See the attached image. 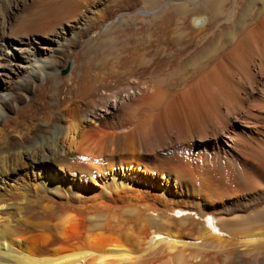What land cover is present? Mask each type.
Returning a JSON list of instances; mask_svg holds the SVG:
<instances>
[{"label": "bare ground", "instance_id": "bare-ground-1", "mask_svg": "<svg viewBox=\"0 0 264 264\" xmlns=\"http://www.w3.org/2000/svg\"><path fill=\"white\" fill-rule=\"evenodd\" d=\"M46 1L43 10L16 31L40 32L68 18V26L74 25L89 33L91 24L88 21L90 17L93 20V16L90 10L87 14L83 9L91 0ZM158 1L117 0L115 5L131 10L136 8L137 2L148 8L156 3L158 6L162 0ZM230 1L229 12L225 13L228 27L219 28L210 22L204 28L191 30L187 25L185 32L181 30L184 27L173 31L162 26L171 21L169 15L162 16L165 11L162 10L155 27L144 30L142 25L135 24L136 15L125 16L123 21L128 24H124L134 34L131 37L138 35L145 39L146 33L145 40L153 39L162 46L153 51L150 59L153 66L148 72L144 71L147 76H143L146 75L143 70L140 77L129 76L130 79L121 83L120 90L107 80L108 71L115 72L111 73L116 77V70L121 68L108 67V60L103 59L111 54L114 56V50L118 51L107 29L109 32L100 31L93 46L89 44L90 49L103 51L100 62L107 64L103 62L96 72L94 66L89 69L85 62L92 64L95 60L96 63L97 57L77 61L72 73L64 79L66 84L58 103L48 105L52 103L46 100L48 103L41 104L45 107L42 111L29 106L15 116L4 111L7 101L27 91L29 84L15 83L11 91L5 93L6 97L0 95V264H222L212 252L201 249L204 243L219 246L224 255L234 258L224 264H236V257L241 256L239 253H247L250 248L264 244V230L261 229L226 232L229 240L205 226L198 227V220H189L194 217L172 215L176 207H170L165 196L168 174L153 177L148 176L145 168H137L142 157L140 149L145 152H152L155 147L160 149L159 143L153 144L152 138L164 131L162 120L170 105L169 96L173 94L184 98L186 107L193 110V126L208 122L232 144L238 140L224 134V129L230 119L241 120L243 114H250V108L244 105L246 97L264 75V0ZM202 4L213 15L217 14L211 0H202ZM183 5L176 7L181 15ZM234 10L237 18L231 20ZM234 23L237 27L231 28ZM74 33L62 27L48 33L45 37L51 48L40 51L33 47L38 57L27 48L33 57L20 56L30 65L29 69H24L25 76L34 80L39 71L38 80L45 76L56 84L61 83L53 64L59 56L60 40H67V35ZM8 44L13 47L25 41L9 37ZM132 50L129 52L135 54L136 50ZM126 65L124 71L130 75L134 70L132 65L129 66L132 70L125 68ZM106 69L110 70L103 74ZM132 95H137L135 103L121 106L123 98ZM259 107L264 114V105ZM103 113L116 116V122L111 121L112 130L102 139L91 140L85 136L88 116L93 117L92 123L99 127L107 122L102 118ZM202 129L199 138L205 137ZM117 130L122 131L117 133ZM252 150L249 149L251 153ZM66 173L70 176L68 182L64 179ZM194 177L191 186L197 184L200 196L207 202L221 200L229 191H242L237 175L232 176L236 185L229 191L219 175L200 172ZM254 258L257 262V257ZM258 258L264 262V256Z\"/></svg>", "mask_w": 264, "mask_h": 264}, {"label": "rangeland", "instance_id": "rangeland-1", "mask_svg": "<svg viewBox=\"0 0 264 264\" xmlns=\"http://www.w3.org/2000/svg\"><path fill=\"white\" fill-rule=\"evenodd\" d=\"M45 1L46 0H0V92H2L0 95L2 97H6L5 93L10 92L11 85H14L15 83L23 81L29 84V88L26 89L27 91L23 90L21 92V95L17 96L18 98L16 97L8 101L6 100L7 105L5 106L6 108L4 107V111L8 112L9 115L14 114L15 116H19V110L28 109L29 106H32L33 109L42 111V109L45 108L43 105H41L42 102L45 104L51 102L52 104L48 103V105H53L54 103L59 101V99L61 100V93L66 84L65 80L67 76L72 73L77 61H81L82 59L92 60L97 57L96 63H94V60L92 64H86L85 62V65L89 69L94 66L93 71L96 70V72H98L103 65V62H105H100L104 54L101 49H90L89 44L90 46L94 45L93 41L99 38L101 30L108 31L110 29V35L114 38V41H116V49H118V51L114 50V56L111 54L110 56H107L108 58L106 57L103 59L108 60V67H110V65H112L111 68H114L113 66H116L118 68L121 67L119 70L115 69L116 71H118L116 72L118 77L117 75L116 77H112V75H114L113 73L115 72L111 71L110 69H106V71L103 72V74H105L108 70H110L107 74L109 75L107 76L108 82L111 85L115 86L118 90H120L122 89L121 83L127 79H130L131 77L129 76H132L133 78L137 77L138 75L141 76L143 74H146L143 76H147V73L145 72H148L153 66L150 60L151 55L155 49L160 50L162 45L158 44L153 39H151V41L150 39L145 40L147 38L145 32V36L142 35L143 37H145V39H141L142 37L140 38V36L138 35V39L137 37H131L132 35L134 36V34H131L128 30L130 28L126 27L128 26V22L125 21L127 22L125 26V22L123 21L127 16L136 15L135 17L138 20L135 19V24L139 23L137 25H142V27H144V30L149 28V30H152L155 27V22L160 19V16L163 13L162 10L166 11H164L162 16L169 15L171 17V21H169V24H167V22L162 26L165 28H171V30L174 29L173 31H177L178 27L179 29H181V27H184V29H181L184 31L187 25L190 29H197L198 27L204 28L210 22H212L219 28L228 27V24H226L227 22H225L227 21L225 15L227 14L226 12L228 11L229 5L232 2L230 0H211V5L217 10V14L213 15L208 9H205L204 4H202V0H180L181 2H179V0H162L164 1V3L159 0L164 7H162V5H159L160 3H158L157 6L156 3V5H152L153 7L149 6L151 8H147L144 5L142 6L141 2H137V9L134 7V11L133 9L126 10L121 5L120 7L115 5V2L117 0H91L90 4L88 3L87 5L88 7L85 6V8L83 9L86 10L84 11L86 13L90 10V15L93 16V20L90 17L88 21L91 24L90 28L88 29L89 33H84L83 30H80L74 25H72V27L68 26L69 23L68 21H66L68 20V18H63L58 26L53 27L52 29L44 31L42 30L40 32L32 29L26 30L25 33L16 31L21 25L25 24L28 20H31L37 14H39L41 12V9L43 10L44 6L47 4V1ZM235 3L236 2H234L233 4ZM164 4L166 5V7ZM180 4H184V9L182 6V12L185 13L184 10L186 11L183 17V13L181 15L176 11V7H181ZM201 4L204 7H201ZM195 8L197 9V11L199 9V11L195 12ZM193 9L195 11H193ZM236 10H234L235 12L233 11L232 16L230 14L231 20H235L237 18ZM190 11L194 12L195 14L189 13ZM231 12L232 11H230V13ZM187 15H189V19L186 18ZM185 20L187 21L185 22ZM172 21L174 22L173 24ZM180 23L182 24V26ZM231 26V28L237 27L235 23ZM61 27L65 31H69L70 29L75 32L74 35L72 34V36H70L71 34L67 35L69 39L60 40L59 45L61 44L62 46H59L60 51L57 50V54L59 56L56 57L57 62L53 64V67H57L56 77L59 80L61 79V83L56 84L53 79H45V76L43 78L40 77L41 79L38 80L37 76L39 77V71L36 72L35 70L34 71L37 74L34 73L36 75L34 80L32 78L28 79L24 74V69L25 67L29 69L28 67H30V65L24 59H21L20 56L27 55L28 57H33L31 56V54H28V49L31 52L34 49L33 47H36L40 51L43 50L42 48H47L50 50L51 44L45 36L51 34L55 30L58 31V29H61ZM190 29H187L186 31H190ZM5 36H7L8 38ZM9 37L10 39L22 38L24 39L25 44H18L17 46L11 47L8 44ZM133 41L134 43H132ZM129 42L131 44H129ZM118 45L120 47L122 46L121 49H119L120 47ZM132 47L135 48H133L134 51L132 50ZM131 50L132 52H135L136 50L135 54L133 53L135 56L131 52H129ZM33 52L35 53V56H39L38 53H36L35 51ZM125 61H127V65L130 63L129 66L132 65V68L134 70L133 73L132 71H130V75H127V72L124 71L126 70L123 68V66L126 65ZM130 61L132 63L134 62L135 65L134 63L131 64ZM113 63H115V65ZM122 63L124 64L121 65ZM17 65H20L23 68H17ZM129 66L125 68H129V70H132V68ZM144 66L146 67L144 68ZM142 68H144L145 70ZM36 70H38V68H36ZM141 70H143V74ZM257 82L258 83L254 85L255 90L252 91V93H249V95L246 97L247 101L244 104L245 106L250 108V114H245L247 116H244L243 114V119L241 120L230 119L231 121L227 122L226 128L224 129V134L228 133L237 137L238 140L233 141V144L232 142L228 141V139L225 138L223 134H221V132L215 130L208 122H206L204 125L197 126L196 124L195 126H193L192 120L194 119L195 121L193 110L186 107L184 98H180L179 96L176 97V94H173L169 96L171 99L170 105L167 111H165L162 120V131H164L161 132L160 136L157 135V137L155 136L152 138L153 144L159 143L160 149L154 146L155 149L153 148L154 150H152V152L154 153L145 152L144 150L140 149L139 152L141 153L142 157L139 159V161L137 160L138 170L145 168L148 172V176L164 177L168 174L170 179L168 181V185L165 186V184L164 186L166 187L165 196L167 197V203L170 207H176L175 213H173L172 215L179 218L194 217L189 220H198L200 222L198 224V227L205 226V228L211 229L213 233H218L223 238H228L229 240L231 239L226 236V232L231 233L236 231L241 232L256 229L264 230V174H262V172L264 173V153H262L264 151V114L260 113L262 108L259 107L261 105H264V75L260 77ZM136 98L137 95L123 98L121 106L135 103ZM173 99L174 101H172ZM13 100H16V102H13ZM78 109L82 111L80 107H78ZM97 113H99V111H97ZM248 115H250V117H248ZM102 118L103 120H105V122L107 121L106 124L95 127V125L92 123V120H94V118L88 116V121L86 123V130L88 131L85 133V136L89 137L91 140L93 139L97 141L99 139H102L107 132L109 133V131L112 130L111 121L116 122V116H109L108 114L103 113ZM1 125L2 123L0 121V126ZM200 128H203L202 130L205 131V137H198ZM121 131L122 130H117V133H120ZM260 144H262V146ZM249 149L250 151L252 150V153L249 151ZM254 149H256V151ZM134 156L132 159L135 158ZM144 157H146L147 159H144ZM200 172L211 176L219 175L223 185L228 191L232 188H235L236 184H234L232 176L237 175L240 177L239 183L242 191L235 193L229 191L225 198L221 200L213 199L211 202H207L203 199L202 196H200L197 184L191 186V184H193L194 182L193 180L195 179L194 176H196ZM180 176H182L181 180H179ZM69 177V174L66 173L64 179L68 182L70 181ZM251 182L253 184H255L254 182H256V184L252 185L250 184ZM258 184L261 187L258 186L259 188L256 187L257 189L253 190L254 187ZM187 228H189V226H187ZM212 245L204 243L203 248H201L202 246L200 248L212 252L213 257L216 256V259L218 261H221L222 264L234 259L230 255H224L221 247H211ZM258 246L259 247L256 249L250 248V251L247 253H239L241 255L239 257L241 258L239 259V257H236L237 260L235 259V263L246 264V262H248L247 264H264V262H260V258H258L264 256V244L262 243ZM254 257H257L259 262H254V259H256Z\"/></svg>", "mask_w": 264, "mask_h": 264}]
</instances>
